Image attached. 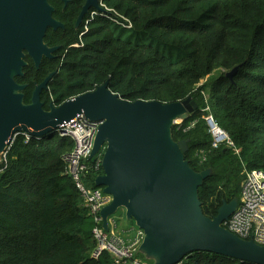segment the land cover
Returning <instances> with one entry per match:
<instances>
[{
    "label": "trees",
    "instance_id": "trees-1",
    "mask_svg": "<svg viewBox=\"0 0 264 264\" xmlns=\"http://www.w3.org/2000/svg\"><path fill=\"white\" fill-rule=\"evenodd\" d=\"M48 2L63 28L48 29L44 43L58 50L38 69L26 57L16 78L26 85L23 103L30 104L35 86L51 73L40 95L44 110L105 82L129 102L191 97L196 110L171 135L187 141L184 159L195 172L211 170L198 188L203 215L213 218L223 203L238 201L245 171L264 172V0H104L109 15L126 18L130 29L105 13L76 27L85 0ZM207 116L239 153L212 147ZM73 146L57 132L14 140L0 173V264H113L107 252L91 257L95 224L64 174L62 159ZM101 174V168L90 172L87 186L96 188ZM182 264L253 263L195 252Z\"/></svg>",
    "mask_w": 264,
    "mask_h": 264
},
{
    "label": "water",
    "instance_id": "water-1",
    "mask_svg": "<svg viewBox=\"0 0 264 264\" xmlns=\"http://www.w3.org/2000/svg\"><path fill=\"white\" fill-rule=\"evenodd\" d=\"M61 2L66 6L67 0ZM100 2L85 0L75 26L91 9L102 12ZM53 12L48 0H0V161L16 133L42 138L78 116L100 122L90 158L103 151L102 174L94 185L111 197L100 212L105 231L108 219L122 209L125 219L143 231L138 253L152 264H182L195 252L264 264L263 246L221 226L235 211L237 200L223 203L213 218L203 215L198 188L211 170L195 172L184 159L187 141L175 142L171 135L173 125L196 110L191 97L168 104L129 102L113 94L105 82L44 110L40 95L51 73L35 86L30 104L23 103L26 85L16 78L23 76L26 57L38 69L58 50L44 43L48 29L63 28ZM236 71L233 68L226 78L231 80Z\"/></svg>",
    "mask_w": 264,
    "mask_h": 264
},
{
    "label": "built area",
    "instance_id": "built-area-1",
    "mask_svg": "<svg viewBox=\"0 0 264 264\" xmlns=\"http://www.w3.org/2000/svg\"><path fill=\"white\" fill-rule=\"evenodd\" d=\"M101 0L100 7L102 12L93 10L89 19L105 13L107 19L113 21L118 26L126 29L131 28L129 20L115 13L110 16L111 10L107 9ZM88 22V21H87ZM86 22V23H87ZM208 134L212 140V147L225 146L239 153L233 141L227 133L221 130L210 116L205 118ZM100 122H93L84 116H78L65 124L61 131H57L60 137L72 140L74 146L72 150L63 156L64 174L70 177L77 189L83 206L87 209L89 216L92 217L94 228L92 231L93 239L96 243L91 257L97 259L103 252L110 254L113 264H146L138 253L142 243L144 233L137 227L128 228L117 232L110 226L108 219V231L103 229V221L100 212L103 207L108 205L111 197L103 193L101 188H90L86 184L87 176L90 172H98L102 164L103 151L97 153L93 158L90 154L93 148L95 135ZM22 135L25 142H29L32 137L24 132L13 135L6 150L1 156L0 173L6 167V154L14 140ZM99 176V175H98ZM97 177V176H96ZM95 177V178H96ZM221 226L230 233L238 236L245 241H253L255 244L264 247V172L260 170L245 171V177L241 186L239 201L233 214Z\"/></svg>",
    "mask_w": 264,
    "mask_h": 264
},
{
    "label": "rangeland",
    "instance_id": "rangeland-1",
    "mask_svg": "<svg viewBox=\"0 0 264 264\" xmlns=\"http://www.w3.org/2000/svg\"><path fill=\"white\" fill-rule=\"evenodd\" d=\"M216 76V75H214ZM206 83V80L202 81L200 85H203ZM180 122V121H179ZM113 221L114 228L117 232H121L123 230H126L128 228L135 227L133 221H127L125 219L124 211L122 209H119L112 217H110L109 222L110 226L113 228V224L111 223ZM142 260H144L147 264H152L151 260H146L143 258V256H140Z\"/></svg>",
    "mask_w": 264,
    "mask_h": 264
},
{
    "label": "flooded vegetation",
    "instance_id": "flooded-vegetation-1",
    "mask_svg": "<svg viewBox=\"0 0 264 264\" xmlns=\"http://www.w3.org/2000/svg\"><path fill=\"white\" fill-rule=\"evenodd\" d=\"M92 11H93V10L91 9V10L88 12V14L84 16V18H86L87 16H89L90 13H91ZM84 18H83V19H84ZM82 22H83V20H82ZM82 22H81V23H82ZM86 22H87V20L84 21V26L86 25ZM81 23H80V24H81ZM78 27H79V26H78Z\"/></svg>",
    "mask_w": 264,
    "mask_h": 264
},
{
    "label": "bare ground",
    "instance_id": "bare-ground-1",
    "mask_svg": "<svg viewBox=\"0 0 264 264\" xmlns=\"http://www.w3.org/2000/svg\"><path fill=\"white\" fill-rule=\"evenodd\" d=\"M178 123H179V120H178ZM226 148H227V147H226ZM238 201H239V200H238ZM238 201H237V204H238ZM236 207H237V206H236ZM232 214H233V213H232ZM232 214H231V215H232ZM143 261H144V260H143ZM144 262H145V261H144ZM145 263H146V262H145ZM146 264H147V263H146Z\"/></svg>",
    "mask_w": 264,
    "mask_h": 264
}]
</instances>
